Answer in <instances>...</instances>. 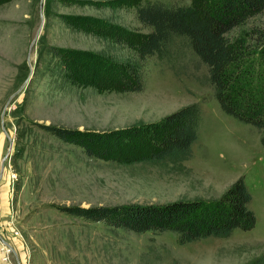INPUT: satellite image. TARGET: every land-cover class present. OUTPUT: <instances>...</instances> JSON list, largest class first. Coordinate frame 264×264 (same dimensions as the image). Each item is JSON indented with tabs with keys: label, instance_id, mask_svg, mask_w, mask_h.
Segmentation results:
<instances>
[{
	"label": "rangeland",
	"instance_id": "374dc122",
	"mask_svg": "<svg viewBox=\"0 0 264 264\" xmlns=\"http://www.w3.org/2000/svg\"><path fill=\"white\" fill-rule=\"evenodd\" d=\"M131 1L0 0V120L5 129L0 121V159L11 139L0 175V236L12 246L16 264H264V151L258 129L220 107L206 64L183 36H172L146 58L143 86L137 90L99 87L69 72L67 48L118 59L131 49L67 19L84 14L138 26ZM263 22L264 8L227 33ZM50 45L59 47L58 53ZM189 102L199 108L197 135L185 152L159 159L87 155L38 124L125 126L157 119ZM238 176L250 192L254 223L184 242L170 229L135 231L59 207L207 198Z\"/></svg>",
	"mask_w": 264,
	"mask_h": 264
},
{
	"label": "trees",
	"instance_id": "16d2710c",
	"mask_svg": "<svg viewBox=\"0 0 264 264\" xmlns=\"http://www.w3.org/2000/svg\"><path fill=\"white\" fill-rule=\"evenodd\" d=\"M131 3L138 26L126 27L84 14L67 19L105 32L131 49L127 57L118 59L93 51L86 55L84 51L67 48L65 63L71 75L78 81L93 80L99 87L140 89L146 58L160 52L172 36L181 35L206 64L207 79L220 107L254 125L264 151V22L233 36L227 33L247 16L264 8V0H132ZM50 48L58 53L59 47L50 45ZM198 119V105L189 102L157 119L125 126L96 129L49 122L38 124L59 139L78 144L87 155L130 161L185 152L197 135ZM249 200L250 192L242 176H238L217 196L207 198L59 207L84 218L135 231L170 229L179 242H184L225 234L234 227H250L255 216Z\"/></svg>",
	"mask_w": 264,
	"mask_h": 264
},
{
	"label": "built area",
	"instance_id": "2783aa9c",
	"mask_svg": "<svg viewBox=\"0 0 264 264\" xmlns=\"http://www.w3.org/2000/svg\"><path fill=\"white\" fill-rule=\"evenodd\" d=\"M0 259L2 264H16L13 259V248L5 239L0 236ZM24 264H26L24 262Z\"/></svg>",
	"mask_w": 264,
	"mask_h": 264
},
{
	"label": "water",
	"instance_id": "95a60500",
	"mask_svg": "<svg viewBox=\"0 0 264 264\" xmlns=\"http://www.w3.org/2000/svg\"><path fill=\"white\" fill-rule=\"evenodd\" d=\"M40 1H41V0H40ZM41 16H42V15H41V13H40V18H41ZM40 25H41V21L38 23V25H37V27H36V29H35V32H34L32 38H31L29 44H32V43H33V41H34V39H35V37H36V35H37L39 29H40ZM28 57H29V55H27V59H28ZM25 80H26V78L23 80V83L25 82ZM23 83H22V84H23ZM8 100H9V97L6 99V102H5L4 105L2 106L1 114H2V112H3V110H4V108H5V106H6L7 102H8ZM0 121H1V128L5 131V129H4V127H3V124H2V119H1ZM10 146H11V139H10V137H8L7 150H6V152L1 156V159H0V175H1V168H2V159H3V157L5 156V154L7 153V151L9 150Z\"/></svg>",
	"mask_w": 264,
	"mask_h": 264
},
{
	"label": "crops",
	"instance_id": "0c3cea01",
	"mask_svg": "<svg viewBox=\"0 0 264 264\" xmlns=\"http://www.w3.org/2000/svg\"><path fill=\"white\" fill-rule=\"evenodd\" d=\"M13 239L15 240L16 238L13 236Z\"/></svg>",
	"mask_w": 264,
	"mask_h": 264
}]
</instances>
